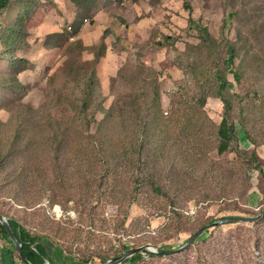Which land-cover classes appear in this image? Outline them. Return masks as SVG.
<instances>
[{"label": "rangeland", "instance_id": "rangeland-1", "mask_svg": "<svg viewBox=\"0 0 264 264\" xmlns=\"http://www.w3.org/2000/svg\"><path fill=\"white\" fill-rule=\"evenodd\" d=\"M26 5L23 46L0 58V150L11 174L17 167L27 176L22 186L17 175L0 173V215L45 238V264H97L123 244L176 249L221 217L264 211L258 171L233 151L218 153L224 101L200 100L205 90L216 95L226 41L236 42L243 78L227 75L230 119L239 148L264 161V0ZM191 18L217 46L201 44ZM0 51L7 48L0 44ZM89 80L92 101L82 111ZM15 134L20 154L13 161ZM115 137L123 139L122 162L111 161L108 141ZM206 232L209 258L264 264V219ZM4 248L10 243L0 236ZM144 261L187 264L182 255L151 262L144 253L120 264Z\"/></svg>", "mask_w": 264, "mask_h": 264}, {"label": "trees", "instance_id": "trees-1", "mask_svg": "<svg viewBox=\"0 0 264 264\" xmlns=\"http://www.w3.org/2000/svg\"><path fill=\"white\" fill-rule=\"evenodd\" d=\"M28 0H0V28H1V37H0V44L3 47L7 48L6 52H1L0 58L6 59L11 56V49H16L22 47L23 40H19L21 36H25L27 31L25 30V27L23 26L24 23V12L26 8ZM28 14V12H26ZM191 27L194 25L196 28H199L201 31V44L205 46H211L216 45L217 46V40L209 33L208 29L200 24V21H194L193 18L189 20ZM106 34L103 33L102 36V43L101 46L106 48V44L104 42ZM84 48V46L82 45ZM225 48L227 51V58L224 60V68L217 69L215 73V80L218 85L217 93L216 95L210 94L208 91H203L201 94V104L202 106H205L207 103V100L211 96H218L221 97V99L225 103V114L224 117L220 123L218 132H217V150L219 154H224L226 152H235L237 156L243 158L246 160L249 165L251 166V169H255L258 171L260 177L264 180V161L261 160L254 150L251 151H244L239 148V143L235 134V127L234 124L231 122L230 119V111L232 110V101L233 96L231 95L229 82L227 79V75L230 72L234 73V76L237 81H240L243 78V75L240 71L236 69V59L238 57V46L237 43L234 41L227 40L225 44ZM99 56L95 58L96 62L99 60ZM232 71H229V70ZM203 88V86L201 85ZM204 90V88H203ZM94 92V82L92 80H89V84L87 87V92L85 98L82 100L81 109L82 111H86L92 101V95ZM196 131L199 132V128L197 127V123L192 124ZM134 140V138H133ZM137 140V139H136ZM19 136L14 135L13 137V143L11 145L13 146V161L15 158L20 154L19 150ZM104 142H100V144H96L98 148L100 146L102 147ZM197 144V142H195ZM108 145H111V150L113 152L111 161L112 162H122L127 159L126 152L123 149L124 143L123 139L121 137H115L108 141ZM133 148V147H132ZM94 153H97L95 151V148L92 150ZM132 149L130 150V152ZM9 154V153H8ZM0 158L2 160L0 165V173L4 174L5 176H11V175H17L19 180L21 179L20 183L21 185H25V177L27 175H23L25 169H18L17 167L13 169V173L8 171V168L6 167V161L9 159L8 156L3 152V149L0 150ZM106 158V157H105ZM4 161V162H3ZM141 168V167H140ZM144 168H147L146 166ZM23 177V179H22ZM16 179V178H15ZM17 180V179H16ZM159 187L155 186L154 190H158ZM132 203V200L129 201V205ZM264 219V218H262ZM261 220V219H260ZM258 221H254L252 223H257ZM8 222L13 230V233L17 240L22 245V249L24 252L25 257L27 260L32 264H45L46 259L48 258V254L46 251V248L44 244L42 243L43 238L42 236H38L35 234H31L28 232L23 226L19 224L18 221L8 218ZM207 232H205L202 236H204ZM0 236H5L8 238L10 243V248H4L0 250V264H17V261H21L20 258L17 255V252L10 241L5 228L0 224ZM201 237L194 242L188 249L183 250L182 252L176 254V255H168V256H161V255H154L152 253H144L146 256H148L152 261H160L163 258L167 259L169 262H172L176 259H178L181 255L186 258L187 264L189 263H197V264H232L228 261H223L222 259H212L209 258L210 253L207 248H204V246L210 248L211 244H206V238L201 239ZM155 246H157L156 243H154ZM130 245L123 244L121 245V248L119 251H115L113 254L114 256H117L120 254V251H127L130 249ZM220 250H217L214 255H219ZM70 257V255H68ZM68 257V258H69ZM107 258L99 257L101 261H104ZM69 259H72L71 257ZM149 261H144L143 264H147ZM79 263H87V261L79 262Z\"/></svg>", "mask_w": 264, "mask_h": 264}, {"label": "water", "instance_id": "water-1", "mask_svg": "<svg viewBox=\"0 0 264 264\" xmlns=\"http://www.w3.org/2000/svg\"><path fill=\"white\" fill-rule=\"evenodd\" d=\"M262 218H264V211L254 216H241V215L224 216V217L219 218L217 221H214L212 223H209L201 227L194 234H192L182 246L176 249H164V248L152 245V244H145L142 246L130 248L127 251L121 253L120 255L108 258L97 264H120L127 258L132 257L133 255L139 254V253H152L154 255H161V256L176 255L180 253L181 251L190 247L194 242H196L201 237L203 233H205L206 231H208L209 229L213 227H216L218 225H225V224L254 222ZM0 224L5 228L6 233L10 241L12 242L21 262L24 264H32L25 257L23 249H22V245L15 237L13 230L8 222V219L0 215Z\"/></svg>", "mask_w": 264, "mask_h": 264}]
</instances>
